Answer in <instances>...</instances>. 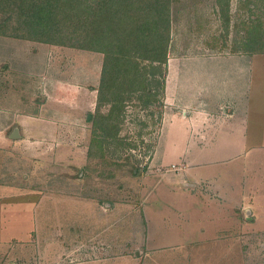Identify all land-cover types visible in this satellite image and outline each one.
<instances>
[{
  "label": "rangeland",
  "instance_id": "1",
  "mask_svg": "<svg viewBox=\"0 0 264 264\" xmlns=\"http://www.w3.org/2000/svg\"><path fill=\"white\" fill-rule=\"evenodd\" d=\"M230 2L221 49L204 44L210 31L177 24L190 0L177 7L162 118L144 127L141 113L130 123L150 149L126 177L123 168L106 178L112 169L88 157L102 54L0 36V264H264V52L249 54V82L235 94L206 80L208 110H177L172 89L207 71L200 54L244 53L236 23L259 0ZM89 164L101 179L85 176Z\"/></svg>",
  "mask_w": 264,
  "mask_h": 264
},
{
  "label": "trees",
  "instance_id": "2",
  "mask_svg": "<svg viewBox=\"0 0 264 264\" xmlns=\"http://www.w3.org/2000/svg\"><path fill=\"white\" fill-rule=\"evenodd\" d=\"M185 1L0 0V36L102 54L88 157L98 158L103 165L99 168L112 169L106 178L117 176L116 169L124 168L120 171L123 177L140 173L137 152L144 145L150 149V144L144 141L145 130H132L130 123L140 120L141 113L145 120L139 123L144 127L149 120L156 124L162 118L173 21L180 11L177 7ZM190 1L192 6L215 3L221 33L209 42L214 48L226 47L233 17L230 0ZM249 6L248 18L236 23L245 31L240 47L249 54L261 53L264 0ZM223 36V45H219ZM87 168L88 172L83 168L85 176L101 179L104 175L97 165Z\"/></svg>",
  "mask_w": 264,
  "mask_h": 264
},
{
  "label": "crops",
  "instance_id": "3",
  "mask_svg": "<svg viewBox=\"0 0 264 264\" xmlns=\"http://www.w3.org/2000/svg\"><path fill=\"white\" fill-rule=\"evenodd\" d=\"M185 8H186V6H183L184 11H185ZM217 10L218 9L215 6V3L212 4L211 2H209L208 4H206V3L200 4V5L196 6V9H194V6L188 5V12L189 13H188L187 19H185L182 22H181V20L180 21L177 20V24L179 25L180 28H182L184 30H186L184 27L187 25H188L187 30H192V25H195L194 28L196 30H198V32L203 31V30L210 31V34L208 36L209 38L207 40H205L204 44L206 46L211 45V47L213 48L212 42L211 43L209 42L210 39H212L215 36L218 37L217 35H219V33H221V26L218 30L214 29V25L215 26L217 25V19H218L217 13L219 11H217ZM196 15H200L203 18H197ZM176 16H177V13L175 12V18H176ZM175 18L173 21V31H174L175 26H177ZM199 19L205 20L204 26H200L198 24V23H200ZM201 23H203V22H201ZM197 36L198 35H193L192 37H190V39H194V37L200 38V36H198V37ZM219 40H220V43L219 42H217V43L219 45L220 44L223 45V42H222L223 38H220ZM172 41H173V39H172ZM202 43H203V41H202ZM217 43H216V45H217ZM190 56H192V54L186 55L183 58H185V60H186V59L190 58ZM198 57L201 60H203L205 62V64H207V65H205V67L207 68V71H203L202 76L201 75L198 76V74L191 75L193 73L188 74L187 76H184L183 74L185 71H181V73L180 72L178 73L182 77L184 76V78L188 79V81H186V80L181 81V78H179V81L177 82V84H175L176 86L175 87L172 86V89H174V91H176L174 104L176 105L177 110L178 109L179 110L185 109V108L191 107V106H199V107H197L198 110H200L199 108H202L201 110H205L207 108V110H208V106L206 105V102H203V99H202V94H204L203 89H205L207 87H211V82L207 81L208 83H205L206 80L215 81V86H220V87L231 86V88H233L234 94H235V92H237L238 86L240 87V89H242L243 86L247 85L249 82L248 78H249V73H250V64H251L252 60L249 57V53H247V52H244V53H242V52L227 53V52L222 51V52H216L215 54H211V55L200 54ZM183 58H181V59H183ZM175 60H177V59L173 58V56L171 57V51H170V56H169V60H168V72L166 75V93L167 94H169V91H170L169 78L172 74V70L170 68V63H171V61H175ZM229 64L232 65V67H230ZM213 66H214V69L210 70ZM227 68H229L230 71H228ZM18 69L19 70H25L27 68L24 65H21V68H18ZM16 73L19 74L18 71ZM178 74H177V77H178ZM191 79H200L201 82L203 83V86L200 88L201 83L197 84V82L191 81ZM200 80H199V82H200ZM180 86H182L183 89L186 87V89H185L186 93H184V97L179 95ZM182 87H181V89H182ZM202 103H205L206 107L201 106ZM231 105H233V102L231 103ZM234 107H236V109H237V106H235V104H234ZM224 110H225V112H227V110H228L227 107H225ZM20 137H21V134H20ZM20 137L13 138L12 140L13 141L21 140ZM25 177H27V176H25ZM109 206H112V204H109L108 207Z\"/></svg>",
  "mask_w": 264,
  "mask_h": 264
},
{
  "label": "water",
  "instance_id": "4",
  "mask_svg": "<svg viewBox=\"0 0 264 264\" xmlns=\"http://www.w3.org/2000/svg\"><path fill=\"white\" fill-rule=\"evenodd\" d=\"M88 117H90V114L88 115ZM11 137L12 138H17V137H20V132H19V129L18 128H15L14 131L12 132L11 134ZM250 211V210H248Z\"/></svg>",
  "mask_w": 264,
  "mask_h": 264
}]
</instances>
